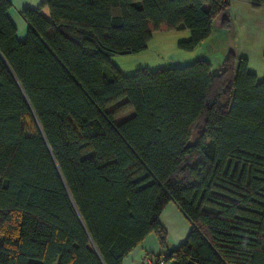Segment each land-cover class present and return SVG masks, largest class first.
<instances>
[{"label": "trees", "instance_id": "trees-1", "mask_svg": "<svg viewBox=\"0 0 264 264\" xmlns=\"http://www.w3.org/2000/svg\"><path fill=\"white\" fill-rule=\"evenodd\" d=\"M230 1L46 0L18 39L0 0V264H122L149 233L166 250L167 203L190 228L164 261L264 264V74L232 51L216 73L110 60L161 27L191 51Z\"/></svg>", "mask_w": 264, "mask_h": 264}, {"label": "crops", "instance_id": "crops-1", "mask_svg": "<svg viewBox=\"0 0 264 264\" xmlns=\"http://www.w3.org/2000/svg\"><path fill=\"white\" fill-rule=\"evenodd\" d=\"M11 3L10 9L7 11V15L16 29V37L23 39L26 32V22L20 14V10L24 7L40 8V12L43 16L49 17V11L46 6L42 4L46 0H9ZM113 14H118V10L113 9ZM259 15H264V5L259 7H252L245 0H231L228 8L216 17L211 26L210 34L207 38L202 40L193 50L199 48L198 58L207 60L211 65L212 72H217L220 68V63L229 51L234 52L238 56H244L247 59V69L254 73L257 79H260L264 74V41L262 42L261 49H253L250 45L255 40L253 30L256 26ZM223 16H227L229 19V26L224 28L220 24V20ZM263 21V20H262ZM256 29V28H255ZM161 31H175L182 34L183 39H187L189 33L186 29L182 30H167L164 27L152 32L151 39L146 45V49L154 42V37ZM240 35L246 39V46H239ZM180 40H176L178 42ZM145 49V50H146ZM141 51L134 54H126L136 56L135 61H131L130 64L135 68L134 70H125L124 66L120 62L116 61L115 56L111 57V62L119 69L120 72L127 74L135 71L138 68L156 69L167 66L156 62L153 58ZM141 62L150 63L152 66L140 65ZM140 65V66H138ZM130 71V72H129ZM159 222L166 232V250L162 249L159 244L158 238L154 233L147 234L143 240L130 250V252L123 258L122 264H142L144 256L155 258L162 256L166 251L171 250L180 245L190 228L189 222L173 203H167L160 215ZM164 264H172V261H164Z\"/></svg>", "mask_w": 264, "mask_h": 264}, {"label": "rangeland", "instance_id": "rangeland-1", "mask_svg": "<svg viewBox=\"0 0 264 264\" xmlns=\"http://www.w3.org/2000/svg\"><path fill=\"white\" fill-rule=\"evenodd\" d=\"M253 30L255 31V40L251 43L250 46L255 50L261 49L263 44L262 42L264 41V15H259V19L257 20L256 26ZM176 40L185 39H183L182 34L175 31H161L156 34L153 44L149 45L145 50L146 52L144 53H146L148 57L153 58L156 62L166 64L167 66L187 64L194 61L195 59H198L197 56H199L198 54L200 52L199 48H197V50H194L193 52L180 49L177 47ZM241 45L246 46V39L242 35H240L239 41V46ZM115 59L116 61L120 62L122 66H124L125 70L132 71L136 68L128 67L131 66V61H135L137 59L136 56L118 55L115 57ZM140 65L148 66L149 68H151L150 66H152V64L144 62H141ZM116 106L117 103L112 105L110 108H115ZM131 113V109L123 110L122 112L118 113L116 119L122 120L128 117Z\"/></svg>", "mask_w": 264, "mask_h": 264}, {"label": "built area", "instance_id": "built-area-1", "mask_svg": "<svg viewBox=\"0 0 264 264\" xmlns=\"http://www.w3.org/2000/svg\"><path fill=\"white\" fill-rule=\"evenodd\" d=\"M142 264H164V260L162 256H159L158 258H153L149 256H145L142 259Z\"/></svg>", "mask_w": 264, "mask_h": 264}]
</instances>
